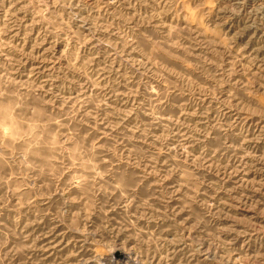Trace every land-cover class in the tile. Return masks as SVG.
<instances>
[{"label": "rangeland", "instance_id": "374dc122", "mask_svg": "<svg viewBox=\"0 0 264 264\" xmlns=\"http://www.w3.org/2000/svg\"><path fill=\"white\" fill-rule=\"evenodd\" d=\"M0 264H264V0H0Z\"/></svg>", "mask_w": 264, "mask_h": 264}]
</instances>
